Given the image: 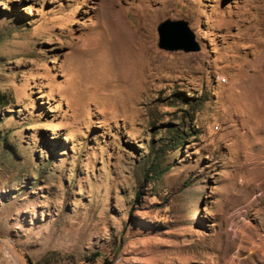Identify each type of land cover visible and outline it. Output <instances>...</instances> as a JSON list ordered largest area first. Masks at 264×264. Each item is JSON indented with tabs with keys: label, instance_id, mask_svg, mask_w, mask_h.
<instances>
[{
	"label": "rangeland",
	"instance_id": "374dc122",
	"mask_svg": "<svg viewBox=\"0 0 264 264\" xmlns=\"http://www.w3.org/2000/svg\"><path fill=\"white\" fill-rule=\"evenodd\" d=\"M0 91L28 263L264 264V0H0Z\"/></svg>",
	"mask_w": 264,
	"mask_h": 264
},
{
	"label": "water",
	"instance_id": "95a60500",
	"mask_svg": "<svg viewBox=\"0 0 264 264\" xmlns=\"http://www.w3.org/2000/svg\"><path fill=\"white\" fill-rule=\"evenodd\" d=\"M159 46L166 50H200L196 35L186 20L166 19L158 25Z\"/></svg>",
	"mask_w": 264,
	"mask_h": 264
},
{
	"label": "crops",
	"instance_id": "0c3cea01",
	"mask_svg": "<svg viewBox=\"0 0 264 264\" xmlns=\"http://www.w3.org/2000/svg\"><path fill=\"white\" fill-rule=\"evenodd\" d=\"M0 264H30L12 249L11 242L0 236ZM32 264V263H31Z\"/></svg>",
	"mask_w": 264,
	"mask_h": 264
},
{
	"label": "trees",
	"instance_id": "16d2710c",
	"mask_svg": "<svg viewBox=\"0 0 264 264\" xmlns=\"http://www.w3.org/2000/svg\"><path fill=\"white\" fill-rule=\"evenodd\" d=\"M181 100H184L183 98ZM10 100L8 96L0 91V108L6 107L9 105Z\"/></svg>",
	"mask_w": 264,
	"mask_h": 264
}]
</instances>
